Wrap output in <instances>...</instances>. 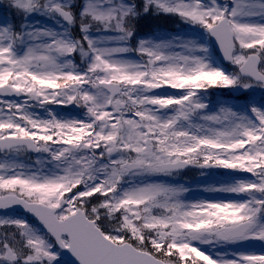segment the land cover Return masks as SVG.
Segmentation results:
<instances>
[{
  "label": "snow or ice",
  "instance_id": "6c2138e0",
  "mask_svg": "<svg viewBox=\"0 0 264 264\" xmlns=\"http://www.w3.org/2000/svg\"><path fill=\"white\" fill-rule=\"evenodd\" d=\"M0 5V264H264V0Z\"/></svg>",
  "mask_w": 264,
  "mask_h": 264
},
{
  "label": "rangeland",
  "instance_id": "374dc122",
  "mask_svg": "<svg viewBox=\"0 0 264 264\" xmlns=\"http://www.w3.org/2000/svg\"><path fill=\"white\" fill-rule=\"evenodd\" d=\"M1 6V5H0ZM2 9V8H1ZM5 16V18H7L8 17V15H4ZM162 21H164V22H162V24H166L165 23V20H162ZM167 23H169L170 24V26H171V29H172V31H178L179 29L177 28V25L175 24V23H173V22H171V21H168ZM152 27L153 28H158V27H155L153 24H152ZM230 90H218V89H212L211 91H210V93H211V96H210V103H211V106H212V108L213 109H215L216 108V102L218 101V100H220V99H227V100H229V102L230 103H243V102H245L243 99H240L239 98V95L240 94H233L232 96H220V95H218V93H220V92H224V93H227V92H229ZM255 95H256V99L257 100H260V97H261V92H260V90L259 89H256L255 90ZM67 111V110H66ZM188 176H192L193 177V180L191 181V182H189V186L190 187H192L194 190L197 188V185L198 184H201L202 183V181L196 176V170H192V171H190L188 174H187V177H186V179H187V181L189 180L188 179ZM206 194H203V193H198V192H194L193 194H191L190 195V198H204V196H205ZM254 244H255V247L254 248H252L251 250H255V251H260L261 249H260V246H259V244H258V242H254Z\"/></svg>",
  "mask_w": 264,
  "mask_h": 264
}]
</instances>
